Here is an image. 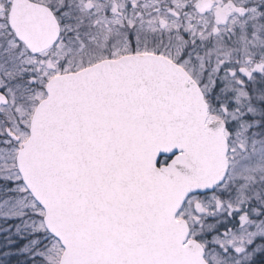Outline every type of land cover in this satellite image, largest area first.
<instances>
[{"label":"snow or ice","instance_id":"1","mask_svg":"<svg viewBox=\"0 0 264 264\" xmlns=\"http://www.w3.org/2000/svg\"><path fill=\"white\" fill-rule=\"evenodd\" d=\"M0 264H264V0H0Z\"/></svg>","mask_w":264,"mask_h":264}]
</instances>
